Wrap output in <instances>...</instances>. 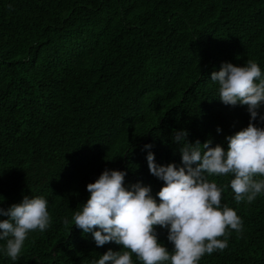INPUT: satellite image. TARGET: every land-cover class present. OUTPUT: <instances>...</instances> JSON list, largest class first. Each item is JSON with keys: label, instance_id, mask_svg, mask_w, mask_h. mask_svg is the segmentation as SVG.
Segmentation results:
<instances>
[{"label": "trees", "instance_id": "16d2710c", "mask_svg": "<svg viewBox=\"0 0 264 264\" xmlns=\"http://www.w3.org/2000/svg\"><path fill=\"white\" fill-rule=\"evenodd\" d=\"M249 59L264 78V0H0V208L42 196L50 215L17 260L0 241V264H92L120 251L74 226L87 185L117 170L126 189L150 186L159 203L164 183L146 157L182 167L174 131L227 151L226 138L251 117L219 100L211 74ZM257 111L253 123L264 128V104ZM205 176L224 189L221 205L242 230L228 229L227 248L199 264H264V193L237 204L233 176ZM156 232L171 252L168 230Z\"/></svg>", "mask_w": 264, "mask_h": 264}, {"label": "clouds", "instance_id": "9594fccd", "mask_svg": "<svg viewBox=\"0 0 264 264\" xmlns=\"http://www.w3.org/2000/svg\"><path fill=\"white\" fill-rule=\"evenodd\" d=\"M211 81L218 83L223 104L247 106L248 126L226 138L227 151L220 145L212 147L210 139L189 143L186 131H174V141L183 142L179 149L183 166L179 168L158 166L149 151V172L164 183L156 194L159 203L150 186L136 183L126 189L125 172L105 170L89 183L90 197L74 212V226L91 233L97 247L121 246L120 251L108 250L92 264H133V254L142 264H199L205 254L227 248V239L220 238L228 229L242 230L236 211L221 205L224 189L210 182L205 173L233 176L230 188L237 204L252 203L264 193V178H254L264 177V128L253 123L264 104V78L259 65L249 59L244 66L224 63L211 74ZM259 118L264 121V116ZM0 216L8 217L0 221V241L6 242L4 252L12 261L18 259L30 232H43L50 225L48 201L42 196H25L7 210L0 208ZM157 227L168 230L171 252L158 241Z\"/></svg>", "mask_w": 264, "mask_h": 264}]
</instances>
